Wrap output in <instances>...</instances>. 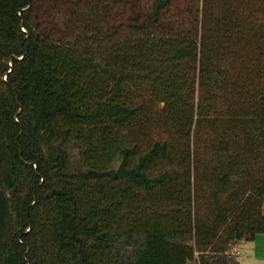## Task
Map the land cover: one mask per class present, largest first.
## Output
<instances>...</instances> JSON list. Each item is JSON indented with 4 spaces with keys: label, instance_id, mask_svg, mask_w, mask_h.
<instances>
[{
    "label": "trees",
    "instance_id": "obj_1",
    "mask_svg": "<svg viewBox=\"0 0 264 264\" xmlns=\"http://www.w3.org/2000/svg\"><path fill=\"white\" fill-rule=\"evenodd\" d=\"M264 233V0H0V264H239Z\"/></svg>",
    "mask_w": 264,
    "mask_h": 264
},
{
    "label": "rangeland",
    "instance_id": "obj_2",
    "mask_svg": "<svg viewBox=\"0 0 264 264\" xmlns=\"http://www.w3.org/2000/svg\"><path fill=\"white\" fill-rule=\"evenodd\" d=\"M237 247L239 264H264V233L256 234L255 239L240 240Z\"/></svg>",
    "mask_w": 264,
    "mask_h": 264
},
{
    "label": "built area",
    "instance_id": "obj_3",
    "mask_svg": "<svg viewBox=\"0 0 264 264\" xmlns=\"http://www.w3.org/2000/svg\"><path fill=\"white\" fill-rule=\"evenodd\" d=\"M234 249H235L237 252L239 251L238 248H236V247H235Z\"/></svg>",
    "mask_w": 264,
    "mask_h": 264
},
{
    "label": "crops",
    "instance_id": "obj_4",
    "mask_svg": "<svg viewBox=\"0 0 264 264\" xmlns=\"http://www.w3.org/2000/svg\"><path fill=\"white\" fill-rule=\"evenodd\" d=\"M256 236V235H255ZM254 239H255V237H254ZM236 247H237V244L235 245ZM238 248V247H237ZM239 250V249H238Z\"/></svg>",
    "mask_w": 264,
    "mask_h": 264
}]
</instances>
